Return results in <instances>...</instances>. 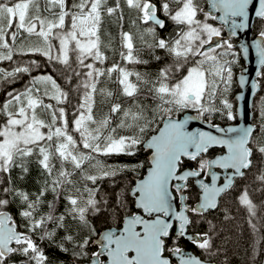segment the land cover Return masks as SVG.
I'll return each instance as SVG.
<instances>
[{
    "label": "snow or ice",
    "instance_id": "6c2138e0",
    "mask_svg": "<svg viewBox=\"0 0 264 264\" xmlns=\"http://www.w3.org/2000/svg\"><path fill=\"white\" fill-rule=\"evenodd\" d=\"M123 2L128 9L135 10L139 21L150 25L144 32L152 35V42L145 40L144 34L140 36L145 47L164 50L172 57V62L161 67L155 76L129 71L119 63L106 69L96 66L97 62L103 64L107 59L101 51L104 16L118 14L119 21L124 19L120 0H116L115 6H106L107 0H78L71 6L67 0L0 2V61L13 60L14 45L20 39V45L16 46L19 54H40L63 66L68 73L65 76L68 84L73 78L77 79L74 91L79 95L71 131L63 106L69 102V92L51 74L33 77L23 91L8 92L9 99L0 107V113L6 117L0 124V173L8 174L9 181L15 167L27 173V160L35 154L38 164L51 178L45 180L35 200L26 192L3 186L5 181L0 178V194L12 192L18 196L27 205L20 214L28 222L27 231H18L10 226L12 217L0 211V264H9L14 255L25 257L24 264H47L46 255L31 234L37 229H46L48 222H56L57 228L64 227L65 215H54V202H49L50 211L46 215L36 218L34 213L46 192L56 193L59 199L66 185L69 190L65 199L70 205L66 215L98 239L99 251L91 254V264H105L100 259L102 256L106 257L107 264H172V255L179 258V264H212L220 249L215 244L217 226L207 217L219 209L223 195L233 189L237 178L245 177L255 166L257 154L264 164V141L256 135L255 127L225 128L211 120L214 114L223 115L229 121L236 119L233 104L224 95L231 87L232 65L237 57L230 38L236 37L238 30L248 28L250 12L264 21V0H258V7L256 0H210L211 8L221 13L218 17L221 27L208 22L209 18L215 21L217 17L205 11L199 0ZM162 14L167 15L162 18ZM168 19L179 29L176 38H157V27L164 29ZM66 20L70 21L67 25ZM14 23L16 30L9 33ZM224 25L230 28L228 38L222 35ZM22 32L27 35L22 37ZM32 36L37 38L35 43L31 42ZM259 37L254 44L260 65L256 72L258 77L264 76V30ZM53 40L59 42L56 54H53ZM121 46L126 50L120 53L123 61L148 63L139 58L132 33L121 32ZM242 50L247 56L249 48L242 46ZM89 59L92 62H86ZM155 59L161 57L155 56ZM32 65L39 67L32 61L29 66H18L12 71L0 69V73L7 79L18 73H29ZM113 73L118 74L116 82L120 94L132 103L127 108L121 103H111L108 112L97 118L94 114L97 97L101 98V104H107L114 95L111 90L99 87L101 78L111 79ZM239 84H246L243 75ZM252 87H256L255 81ZM142 93L152 99L151 106L145 107L138 102ZM44 97L54 100L55 104L45 103ZM42 112L48 113L47 121L41 118ZM117 114L119 123L112 127V118ZM260 115L264 117V108ZM194 121H206L215 132L199 128L189 130ZM157 122L163 126L148 138ZM121 129L131 134L121 135L118 132ZM73 133L79 134V140ZM145 146L151 153L148 174L136 181L130 190L138 212L129 213L118 231L109 229L97 234L88 217L100 213L102 205L108 206L107 199H97V181L115 177L128 170V166L106 165L96 156H134ZM218 147L223 154L211 158ZM56 159L61 167L53 176ZM185 159L194 162L196 167L186 166ZM65 163L72 165V171L65 169ZM88 168L94 172H89ZM220 170H224L223 179ZM77 171L85 181L82 188L76 187V181L71 178ZM258 171L256 179L264 184V168ZM203 176L210 177V183L205 182ZM87 182H91L92 187ZM237 199L247 209L249 225L253 231H258L253 223L256 205L249 190L243 189ZM8 205L9 199L0 198V209ZM115 207L117 210L127 207L125 193L117 196ZM224 219L231 217L225 214ZM197 221L206 222L207 230L190 231ZM54 235V232L44 231V237ZM65 239L72 241L74 238L68 235ZM182 239L202 250L200 254H186L177 243ZM170 240L172 246H169ZM90 242L91 236L78 242L76 247L81 251L75 254L87 255L84 249Z\"/></svg>",
    "mask_w": 264,
    "mask_h": 264
},
{
    "label": "trees",
    "instance_id": "16d2710c",
    "mask_svg": "<svg viewBox=\"0 0 264 264\" xmlns=\"http://www.w3.org/2000/svg\"><path fill=\"white\" fill-rule=\"evenodd\" d=\"M3 2V0H0ZM8 3L19 2V0H7ZM78 0H67V3L71 6L75 4ZM116 0H107L106 6H115ZM121 8L123 12V21L117 19V15L104 16V21L102 24L103 31V48L102 52L107 57L104 61L102 68L111 67L115 63H119L120 66L126 67L129 71L140 72L149 76H155L161 67L165 64H170L172 62V57L169 56L164 50L155 49L149 50L145 47L144 43L141 41L140 36L144 34V39L149 43L152 42V35L146 34L144 32L145 28L150 25H145L143 22L139 21L135 10L128 9L124 4L123 0H120ZM200 6L204 9L207 7V0H199ZM48 15V13H45ZM202 17V16H201ZM203 19V18H202ZM211 21V19L209 18ZM135 21V23H133ZM221 27V24L215 21H211ZM14 29L16 30L15 26ZM132 32L135 31L134 35V45L137 49L139 58L142 60H147V64H131L122 60L120 53L126 51L121 46V32ZM177 25L169 19L168 24L164 29H156L157 38H165L168 40H173L177 36L178 32ZM264 30V21L260 18H256L253 24L254 34H259L260 31ZM164 32V35H163ZM226 31L223 26L222 35H225ZM26 33H21L23 37ZM231 42L235 40L232 38ZM20 39H17L14 45V55L13 60H3L0 61V69L4 72L12 71L14 68L20 66H29L32 61H35L39 67L32 65L29 73H18L15 77H9L5 79L3 74L0 73L2 78V84L0 85V107L6 102L9 97L8 92H20L29 86L32 78L39 74H51L57 83L67 92H69V102L63 105L67 111V119L69 121V130H72V121L74 120L75 106L79 102V95L74 91L76 84L78 83L76 78H73L72 83L68 84L65 80V76L68 74L65 72L63 66L59 65L54 61L48 60V58L40 54H19L16 51V46H18ZM9 43L12 41L9 39ZM234 45V44H233ZM237 53L236 63L232 65L233 70V81L231 87L227 93L224 95L233 104V111L235 113V99L234 95L238 90L236 83V74L244 66V60L239 52V49L234 45V49ZM155 56H160V60H156ZM231 57H225V59H230ZM75 67V63H73ZM99 67V66H98ZM117 73H113L111 79L107 76L101 78V84L99 87H105L111 90L114 95L111 101L107 104H101V98L97 97V105L94 109V114L97 118H100L103 114L107 113L111 103H121L124 108H127L132 101L120 94V86L116 82ZM133 81L135 77H131ZM261 83V89L259 94L256 96L253 103V121L255 123L257 132L256 135L260 140L264 141V117L260 115V111L264 108V76L259 78ZM219 99L216 103L219 106ZM138 102L143 104L145 107L151 106L153 101L150 97L145 96L143 93L137 98ZM47 101L54 102L47 97H44V102ZM6 117L3 113H0V124L5 121ZM211 120L215 124H227L234 122L235 120L229 121L225 116L220 114H214ZM119 123V114L113 116L112 127ZM161 122H157L153 126L152 134L156 129H158ZM119 134L127 135L131 134L127 129L118 130ZM75 137L79 140V134L73 133ZM149 134V135H150ZM83 150V149H82ZM216 152H219L217 149ZM213 154V155H214ZM149 151L142 147L137 151L134 156L127 155H112L103 156L97 155L96 159L101 161L106 165H112L114 167L128 166V170L120 172L115 177H108L103 180H98L97 185L99 186V192L97 194V199L102 198L108 200V206H101V212L98 214H90L89 220L91 224L95 227L96 233L99 234L103 229L106 228H120L124 221V218L129 213L138 212L134 204V196L131 194V188L134 186L137 178L144 175L149 167L148 159ZM37 155L29 157L27 160L28 172L24 173L20 167H15L11 170L10 181L8 174L0 173V178H3L5 183L3 186L11 187L16 190L26 192L31 200H35L39 195L41 189L45 185V180L50 181V177L41 168L37 162ZM255 166L247 172L246 176L240 178L236 181L235 186L227 194L223 195L220 201V207L209 214L207 219L213 221L217 226V235L215 236V244L220 252L218 255L214 256L212 261L216 264H264V184H262L256 177L259 175L258 169L264 168V164L261 163V158L259 154L254 157ZM55 164V169L53 176L56 174V169L61 167V162L59 159L53 161ZM95 163V161H92ZM142 165V166H141ZM185 165L196 167L194 162L187 161L185 159ZM64 167L68 171H72L71 164H64ZM87 168L88 166L85 165ZM89 172H94L93 169L88 168ZM76 181V187L82 188L85 181L82 180L79 171L71 177ZM89 187H92L91 182H87ZM198 188V186H197ZM247 188L250 193V198L256 205V217L253 218V223L257 225L258 231H253L248 223L249 214L247 209L238 203V196L241 194L243 189ZM66 190L60 192V198L56 199V193L48 191L41 198L42 203L37 207L34 213L36 218L46 215L49 209V202H54L55 211L54 215L59 217L60 215H65V220L63 221L64 227L57 228L56 222H48L46 229H37L35 233L31 234L32 239L37 243L39 248L44 252L47 257V264H84L90 261L91 254L98 252V243L95 242L97 236L88 231V229L81 226L77 221L73 220L70 215H66L70 205L65 199L68 194L69 186H65ZM72 194H75L74 189H71ZM121 193H125L127 196V207L125 209L117 210L115 207L117 204V196ZM0 198H7L10 200V205L6 206L0 211H9L13 220L16 222L18 228L23 232L27 231V221L20 214L27 205L12 192L3 195L0 194ZM228 214L231 219L225 220L224 216ZM54 232L55 235L51 238L44 237V231ZM207 230L206 222L197 221L190 229L192 232H203ZM73 236L72 241L65 239L66 236ZM91 236V241L84 251L87 252L85 256H77L75 253L81 251L76 247L78 242H82L86 237ZM178 246L186 250H191L198 255L202 250L195 248L187 239L179 240ZM62 246V247H61ZM169 246H172V241H169ZM64 249H67L65 251ZM26 258L21 255H14L9 260V264H24Z\"/></svg>",
    "mask_w": 264,
    "mask_h": 264
},
{
    "label": "water",
    "instance_id": "95a60500",
    "mask_svg": "<svg viewBox=\"0 0 264 264\" xmlns=\"http://www.w3.org/2000/svg\"><path fill=\"white\" fill-rule=\"evenodd\" d=\"M256 5L258 7V0H256ZM206 10L209 11L210 13H212L213 15H215L217 17L216 21L222 24V22L218 19L219 15H221V13H219V12H217L211 8L210 0H207ZM256 18L257 17H255L254 12H250V19L248 21V28L243 29V30H238V35L236 37H232V38H237L236 46L240 50L241 56L244 60V66H243L242 70L239 71L236 75V82H237V85L239 87L238 91H236V93L234 95L236 121L230 122L227 124H217L221 127L227 128V127L253 126L256 128L255 123L253 121V108L252 107H253V103H254V98L261 89L259 77L256 75V72L260 70V65L258 63V57L256 55L255 48H254L255 41L257 39H260L259 34L254 35V33H253V24H254V21ZM224 27H225L227 34H228L229 30H230L229 26L224 25ZM227 37H228V35H227ZM242 46H247L249 48V53L247 56H244ZM241 75H243L246 79V84L244 86H241L239 84V78ZM254 81L256 82L255 88L252 87V84ZM187 114H189V113H184V115H187ZM178 117L182 118V116L180 114H178ZM162 126H163V124L161 123L159 125V127H162ZM196 128H199L201 130H207V131L215 132L214 129H211L209 127V124L206 121H194V122H192L189 130H194ZM154 134H157V131H154L150 135H154ZM150 135L148 136V138H150ZM144 148H146V150L149 151L148 159H149V167H150L151 153H150V150L147 149L146 146ZM221 154H223V152L216 155V156H219ZM216 156H214L212 158H215ZM149 167H148V169H149ZM148 169L144 173V175L137 178L136 181L145 178L148 174ZM222 171H224V170H220L221 175L223 174ZM205 182L210 183V179L209 180L205 179ZM134 186H135V184H134ZM134 200H135V197H134ZM3 211H6V210H3ZM6 212L9 216H11L9 211H6ZM126 217H127V215L125 216L124 220L126 219ZM123 224H124V221L122 223V226L119 229H121L123 227ZM10 226H14V227H16V229L18 231H21L18 228L16 222L13 220V218H12V223ZM109 229H111L113 231L119 230L115 227L106 228V229H103L99 234H102L104 231L109 230ZM95 242L98 243L97 238L95 239ZM185 253L188 255H193V254L198 255L197 253H195L193 251H185ZM173 257L177 258V260L173 261L172 260ZM170 259L172 260V264H179V258L177 256L172 255V256H170ZM84 264H91V261L86 262ZM105 264H107V261L105 262ZM212 264H216V263L214 261H212Z\"/></svg>",
    "mask_w": 264,
    "mask_h": 264
},
{
    "label": "rangeland",
    "instance_id": "374dc122",
    "mask_svg": "<svg viewBox=\"0 0 264 264\" xmlns=\"http://www.w3.org/2000/svg\"><path fill=\"white\" fill-rule=\"evenodd\" d=\"M201 18H203V17H201ZM208 22H211L210 20L208 21ZM68 23H70V21H67L66 20V25L68 24ZM211 23H213V22H211ZM14 26H15V23H14V25H13V27H12V29H10L9 30V33L11 32V31H15V29H14ZM213 26H215V27H219L217 24H215V23H213ZM103 31L104 30H102L101 29V38H102V41H103V36H105V35H103ZM25 35H27V34H25ZM24 35V36H25ZM36 37L35 36H32L31 37V42H33V43H35L36 42ZM20 42H21V40H20ZM20 42H18V45H20ZM52 43L55 45V47H54V49H53V54H56V51H57V49H58V46H59V42H58V40H53L52 41ZM101 48H103V45H102V47ZM101 51H102V49H101ZM73 60H74V57H73ZM86 62H92L91 61V59H89L88 61H86ZM102 65L103 64H100V63H98L97 62V67L99 66V67H102ZM40 75H46V74H39V75H37V76H40ZM2 84V78L0 77V85ZM48 103H52V104H54V102H50V101H47ZM38 112L40 111L39 109L37 110ZM41 118L42 119H45L46 121L49 119V115H48V113H46V112H42L41 113ZM46 131V130H45ZM104 163V162H103Z\"/></svg>",
    "mask_w": 264,
    "mask_h": 264
},
{
    "label": "flooded vegetation",
    "instance_id": "af4514ba",
    "mask_svg": "<svg viewBox=\"0 0 264 264\" xmlns=\"http://www.w3.org/2000/svg\"><path fill=\"white\" fill-rule=\"evenodd\" d=\"M204 10L207 11L206 8H204ZM208 12H209V11H208ZM209 13H210V12H209ZM210 14L213 15L212 13H210ZM165 15H167V14H162V18H163V16H165ZM213 16H215V15H213ZM168 22H169V19L167 20L166 25L168 24ZM157 28H158V27H157ZM159 29H160V28H159ZM129 32L131 33L130 30H129ZM132 34H135V31L132 32ZM226 34H227V33H225V35H226ZM163 35H164V32H163ZM227 38H228V37H227ZM231 38H232V37H231ZM232 39L235 40V41L233 42V44L236 46L237 38H232ZM237 48H238V47H237ZM235 121H236V119H235ZM217 149L219 150V148H217ZM220 153H222V151L219 150V152H216L214 155H212V157H214V156H216V155H218V154H220ZM212 157H211V158H212ZM186 166H188V165H186ZM193 168H195V167H193ZM222 172L224 173V171H222ZM203 178H204V179H207V180L210 179V178L207 177V176H203ZM221 178L223 179V174L221 175ZM240 178H243V177H238L237 180H239ZM117 229H119V228H117ZM182 249H183L184 251H191V250H186V249H184V248H182ZM100 259L106 262V257L102 256V257H100ZM172 260H173V261H176L177 258L173 257ZM90 261H91V260H90Z\"/></svg>",
    "mask_w": 264,
    "mask_h": 264
}]
</instances>
